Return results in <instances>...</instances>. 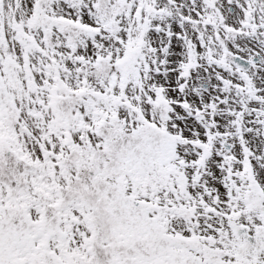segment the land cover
<instances>
[{"label": "snow or ice", "instance_id": "obj_1", "mask_svg": "<svg viewBox=\"0 0 264 264\" xmlns=\"http://www.w3.org/2000/svg\"><path fill=\"white\" fill-rule=\"evenodd\" d=\"M0 264H264V0H0Z\"/></svg>", "mask_w": 264, "mask_h": 264}]
</instances>
